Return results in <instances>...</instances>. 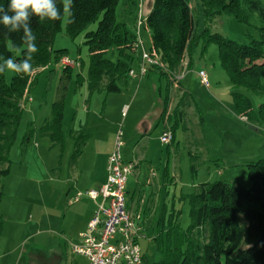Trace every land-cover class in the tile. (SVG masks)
I'll list each match as a JSON object with an SVG mask.
<instances>
[{"label":"rangeland","instance_id":"rangeland-1","mask_svg":"<svg viewBox=\"0 0 264 264\" xmlns=\"http://www.w3.org/2000/svg\"><path fill=\"white\" fill-rule=\"evenodd\" d=\"M151 2L152 0H118L115 6L117 20L124 21L130 30L137 33L139 10L141 9L143 14L148 13ZM189 2L192 8H195L198 0ZM261 2L264 5V0ZM66 23L67 16L64 18L62 31L56 33L53 38L51 62L45 69L39 68L35 72L31 90L23 101L22 117L10 152L9 170L0 176V191L3 193L0 215H4L0 253L8 247V257L0 258V264H26L24 250L36 242V232L38 229L41 231L39 227L44 223L41 222V214L65 211L67 208L66 195L71 183H62L64 175L61 177L62 181L58 177L60 172L65 174V158L68 157V152L59 165L60 148L43 129L46 120L49 121L52 117L53 103L59 100L63 93L66 101L64 127L67 132L78 128L79 123H73L72 119L74 110L79 109L78 114L83 117L87 113L83 90L75 92L76 84L85 83L89 72V52L84 44L85 31L71 38L66 33ZM262 24L257 13H252L248 21H240L233 15L222 14L212 20L209 26L212 33H220L232 40L249 44L253 40L263 39ZM97 26L98 21L93 22L88 30H95ZM140 34L144 45L150 49L151 31L146 24L141 27ZM59 49H67V55L77 59L82 67H71L68 73H64L65 66L55 58V51ZM139 50L141 53V48ZM192 58V65L187 66L188 69L184 71L183 66L169 76H162L160 81L131 78L127 82H121L123 88H128L127 85L134 87L140 82L143 87L139 95L128 89H125L124 94H110V106L107 104L108 108L106 107L103 113H106V117L112 115L111 120L117 122L120 127L126 120H131L135 113L142 112L137 111V108L145 110V122L148 126L158 120L147 136L154 138L165 122L155 115L163 108L168 91L173 94L175 90L173 86H169L171 80H179L182 86L190 91V95L181 100L182 88H177L178 92L176 90L173 95L175 101L171 100V108L175 109L180 97L179 107L185 112V118L179 121L178 127H175L176 110L167 111V116L172 115V127H175L176 131L175 141L170 146H162L155 138L157 141L154 142L153 151L150 153L154 167L165 180L163 211L167 213L165 220L159 217L156 230H147L148 238L140 242L145 255L144 264L153 263L160 241H163L161 243H164L166 249L170 245L169 239H174L177 228H171V218H176L180 228L190 227V198L200 183L223 180L250 186L247 163L264 158V122H257V126L252 128L253 124L243 121L237 113L231 93L232 83L221 64L218 44L200 42ZM200 68L206 71L209 86L201 83ZM15 74L6 69V81L10 82ZM262 82L264 85V76ZM241 91L251 97L253 107L258 112L260 105L264 104V92L251 93L245 88H241ZM113 99L120 101V106L110 102ZM103 100L104 95L94 98V101H100V104ZM122 103L127 105L125 115H122ZM93 104L88 113L90 117L93 113L99 116L100 110ZM98 119L100 118L97 117ZM109 123L111 125V122ZM149 175L151 172L146 174L143 170L140 180L142 194L147 186L145 177ZM160 232H163V235L157 243L155 236Z\"/></svg>","mask_w":264,"mask_h":264},{"label":"trees","instance_id":"trees-1","mask_svg":"<svg viewBox=\"0 0 264 264\" xmlns=\"http://www.w3.org/2000/svg\"><path fill=\"white\" fill-rule=\"evenodd\" d=\"M8 2L0 0L5 8ZM53 2L60 19H40L30 13L27 21L15 30L11 25L0 23V67L7 59L19 63L27 58L25 26L36 37L38 49L32 53L30 74L16 73L7 82L6 68L0 73V176L9 170L10 152L23 112L22 100L32 87L36 70L51 62L53 38L63 29V0ZM117 2L70 0L65 30L71 38L85 31L84 44L89 52L86 81L91 92H121L120 83L128 80L129 71L134 67L136 54L132 44L138 35L124 21L117 20ZM252 13H257L263 23L262 40L244 44L210 31L209 24L218 15L230 14L240 21H248ZM96 21L97 28L88 30ZM145 24L151 31L150 50L155 51L161 61V65L150 67L151 73L169 76L180 70L186 59L190 67L196 46L200 42H215L219 46L221 64L232 83L237 113L241 118L246 117L248 123L264 122V104L257 112L251 97L241 91L245 88L251 93L264 92V5L261 0H198L195 8L189 0H152ZM67 51L56 50V60L60 61ZM69 70V66L64 67V73ZM186 96L185 92L181 100ZM63 114L64 95H61L53 103L51 119L43 126L52 139L62 132ZM77 149L74 157L79 154V147ZM247 166L250 186L223 180L198 185L190 198V227L180 228L176 218H171V228H177L174 239H169L170 245L165 249L160 241L163 232L155 237L157 243L160 242L152 264H264V158L248 161ZM2 194L0 191V200ZM3 225L1 214L0 234Z\"/></svg>","mask_w":264,"mask_h":264},{"label":"crops","instance_id":"crops-1","mask_svg":"<svg viewBox=\"0 0 264 264\" xmlns=\"http://www.w3.org/2000/svg\"><path fill=\"white\" fill-rule=\"evenodd\" d=\"M150 9L148 10V13ZM141 13L146 18L148 13L143 14L142 11ZM135 54L136 60L133 68H137L139 65L140 50L135 52ZM187 63L188 60L186 59L184 63L185 68L187 67ZM46 67H42V69H45ZM201 69L203 68H200V70ZM131 78L140 79V81L142 78H147L148 81H150V79L155 81L158 79L160 81L162 76L158 73H151L149 71L148 74L142 78H133L130 76L128 80ZM169 86H173L175 90L173 94L168 91L167 97L164 100L163 108L159 113L158 110L155 115L165 121L164 126L154 138H149L147 136L150 134L153 126L155 127L158 120H154L155 122L153 121V123H150L148 126L145 122L147 117L145 110L137 108V111L141 110L142 112L140 114L135 113L133 118L127 121L126 119L129 116L128 113L125 119L127 122L125 121L123 125L118 127L117 122H113L111 120V117H113L112 115L109 117H106V113L103 115L107 104L110 106L109 96L112 93H106L105 91L91 92L87 81H85V83L80 82L76 84L75 92L83 90L82 95L84 96V105L87 113L85 117H83V115L78 114V111L80 112L79 109L74 110L72 119L73 123L74 121L79 123L78 128H72L69 132H67L64 127L66 102L64 100L62 132L56 138L52 139L53 142H56L55 144H57L60 148L58 161L59 165L62 164L64 155L68 152V157L65 158V174L60 172L58 177L62 181L61 177L64 175L65 179L62 183L72 184H70L67 189V208L65 211L41 214V218H43V221L41 222L44 223L42 226H38L41 231L38 229L36 232V242L31 243L29 247L24 250L26 253L23 252L25 253V260L27 259L26 264H89L86 257L72 252V244H79L82 242L81 234L88 231V224L97 212L98 203L101 199L99 198L95 200L91 198L88 194H86V191L99 189L106 181L108 157L113 150L116 137L120 130L122 131V140L124 142L122 148L123 159L125 161L136 162L134 172L128 177L126 196L128 210L132 214L133 218L143 227L146 234V237L141 238L139 243L148 238L147 230H156L155 227L158 226L157 221L159 217L161 220H165L167 213L163 211V189H165V180L164 177H160L158 169L154 167V162L150 153L153 151L154 142L157 140L162 146L167 145L160 140V137L162 133L168 129L174 132V139L172 142L168 143V146L173 144L176 139L175 127H178L179 121H183L185 118V112L179 107V101H181L180 97L179 100H177L178 105L176 108H171V100L175 101L173 95L176 93V90L177 92L179 90L177 88H182V90H180L181 96L184 95L185 92L188 96L190 95V91L185 88V86L183 87L179 80L177 82L171 80V85L169 84ZM127 87L128 88L122 87V91L117 92L116 94H124L125 89H128L134 92V94L136 93V95H139L143 85L140 82L135 84L134 87H130L128 85ZM26 95L22 100V108ZM63 95L65 94L63 93ZM97 95H104L102 104H100V101H94V98ZM110 102L114 105L120 106V101L113 99ZM92 104L95 105L94 107L96 109L100 110L99 116H97L96 113H93V116L90 117L88 111ZM126 107V104H121V109L123 110L122 115L126 114ZM169 109H172V111L176 110L175 127H172V115L167 116V111ZM97 117L100 119L97 120ZM134 119L135 122L133 123ZM242 120L247 122V120ZM109 122H111V125ZM94 123L96 124L94 125ZM256 124L257 122L252 125V128L256 127ZM146 127L148 128L146 129ZM155 138L157 140H155ZM78 147L79 154L74 157V153ZM143 170L146 171V174L151 172L152 178L151 175L145 177V184L147 186L145 192L142 194V183H140V180L143 176ZM78 192H82L83 194L80 195L77 200H73ZM160 208H162V210H160ZM3 231L4 229L1 234H3ZM23 256L24 255H22L21 258H23ZM4 257H8V247H5L3 252L0 253V258ZM144 260L145 255L143 252L142 264H144Z\"/></svg>","mask_w":264,"mask_h":264},{"label":"built area","instance_id":"built-area-1","mask_svg":"<svg viewBox=\"0 0 264 264\" xmlns=\"http://www.w3.org/2000/svg\"><path fill=\"white\" fill-rule=\"evenodd\" d=\"M146 18L141 10L137 21V39L132 44L133 51L141 48L139 65L131 68L129 76L142 78L148 74L150 67L161 65L155 51L147 49L140 34ZM63 66H81V63L68 55L60 59ZM187 69L184 68V71ZM201 83L209 86L205 70H199ZM247 120L246 117H243ZM174 139V132L164 131L160 140L168 144ZM122 131L118 132L112 152L108 157L107 178L99 189L86 191L91 198L97 200L98 209L88 224V231L81 234L82 242L72 244V252L86 257L89 264H142L143 252L139 240L145 238L143 227L133 218L127 207L126 186L128 177L134 172L135 161L123 159ZM82 192H78L73 200H77ZM71 200V201H73Z\"/></svg>","mask_w":264,"mask_h":264},{"label":"clouds","instance_id":"clouds-1","mask_svg":"<svg viewBox=\"0 0 264 264\" xmlns=\"http://www.w3.org/2000/svg\"><path fill=\"white\" fill-rule=\"evenodd\" d=\"M63 15H70V0H63ZM11 13V14H10ZM35 14L40 19L47 17L51 20L60 19V13L53 0H9L7 8L0 4V23L5 26H12L15 30L19 24L29 18V14ZM36 37L31 34L30 29L25 26V40L27 42V58L17 63L15 59H7L4 66L0 67V73L9 72L30 74L32 72V53L38 51L35 44Z\"/></svg>","mask_w":264,"mask_h":264}]
</instances>
